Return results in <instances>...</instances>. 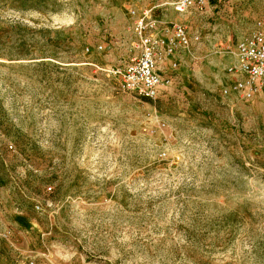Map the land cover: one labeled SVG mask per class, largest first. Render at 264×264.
<instances>
[{
  "label": "rangeland",
  "instance_id": "374dc122",
  "mask_svg": "<svg viewBox=\"0 0 264 264\" xmlns=\"http://www.w3.org/2000/svg\"><path fill=\"white\" fill-rule=\"evenodd\" d=\"M146 8L155 98L120 88ZM254 37L264 0H0V264H264V96L221 49Z\"/></svg>",
  "mask_w": 264,
  "mask_h": 264
},
{
  "label": "built area",
  "instance_id": "2783aa9c",
  "mask_svg": "<svg viewBox=\"0 0 264 264\" xmlns=\"http://www.w3.org/2000/svg\"><path fill=\"white\" fill-rule=\"evenodd\" d=\"M213 0H169V5L178 14L195 10L204 11ZM153 8L132 9L133 33L138 42V57L128 69L119 72L120 88L142 98H155L163 84V76L157 69L158 42L155 37L158 22ZM173 37L165 51L172 54L176 43L190 48L202 41L200 34L190 35L181 25H173ZM236 57V66L231 68L236 76L234 90L247 101L264 96V40L259 37L240 41L235 47L222 46Z\"/></svg>",
  "mask_w": 264,
  "mask_h": 264
}]
</instances>
